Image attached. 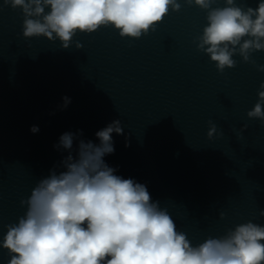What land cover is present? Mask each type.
Wrapping results in <instances>:
<instances>
[{
    "label": "water",
    "instance_id": "1",
    "mask_svg": "<svg viewBox=\"0 0 264 264\" xmlns=\"http://www.w3.org/2000/svg\"><path fill=\"white\" fill-rule=\"evenodd\" d=\"M179 2V12L138 39L101 26L78 32L68 49L24 38L22 11L0 7V239L24 215L21 199L51 169L63 170L60 136L82 131L78 140L99 144L96 132L114 120L123 135L112 134L115 151L105 162L146 185L194 246L241 223L264 226V123L247 117L264 82L256 68L264 51L252 53L255 64L235 55L236 67L220 73L194 43L207 11ZM8 260L0 248V264Z\"/></svg>",
    "mask_w": 264,
    "mask_h": 264
},
{
    "label": "clouds",
    "instance_id": "2",
    "mask_svg": "<svg viewBox=\"0 0 264 264\" xmlns=\"http://www.w3.org/2000/svg\"><path fill=\"white\" fill-rule=\"evenodd\" d=\"M184 3L207 11V24L194 43L220 73L236 67L235 55L255 64L252 53L264 51V0L256 8L246 0H224L223 7H213L217 0ZM0 7L22 11L24 38L59 40L68 49L78 32L90 34L101 26L138 39L182 5L179 0H2ZM75 46L83 48L79 42ZM256 68L264 72V65ZM64 101L66 107L70 100ZM247 117L264 123V82ZM216 132L210 121L207 136ZM113 133L123 135L120 120L96 132L99 144L78 140L82 131L60 136L56 147L68 151L60 162L63 170L54 167L40 179L20 201L24 215L5 226L0 248L7 250V264H264V226L252 221L194 246L168 210L152 201L146 185L116 175L105 162L115 151ZM259 215L264 217V210Z\"/></svg>",
    "mask_w": 264,
    "mask_h": 264
}]
</instances>
